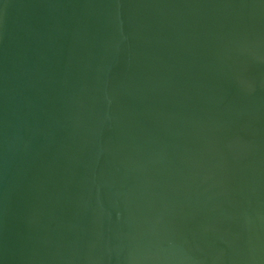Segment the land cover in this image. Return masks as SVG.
Segmentation results:
<instances>
[{
  "label": "water",
  "instance_id": "water-1",
  "mask_svg": "<svg viewBox=\"0 0 264 264\" xmlns=\"http://www.w3.org/2000/svg\"><path fill=\"white\" fill-rule=\"evenodd\" d=\"M0 264H264V0H0Z\"/></svg>",
  "mask_w": 264,
  "mask_h": 264
}]
</instances>
